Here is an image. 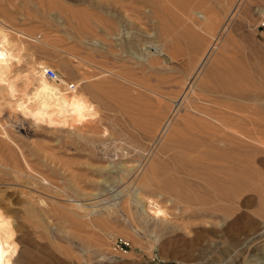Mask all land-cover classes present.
<instances>
[{
    "label": "rangeland",
    "instance_id": "obj_1",
    "mask_svg": "<svg viewBox=\"0 0 264 264\" xmlns=\"http://www.w3.org/2000/svg\"><path fill=\"white\" fill-rule=\"evenodd\" d=\"M0 33L19 57L17 85L45 67L61 89L88 78L76 95L93 114L59 126L0 111L13 264H264L263 147L246 150L240 219L197 220L166 191L198 153L187 140L199 117L182 100L224 104L212 88L238 84L254 108L243 115L264 117V0H0Z\"/></svg>",
    "mask_w": 264,
    "mask_h": 264
},
{
    "label": "bare ground",
    "instance_id": "obj_2",
    "mask_svg": "<svg viewBox=\"0 0 264 264\" xmlns=\"http://www.w3.org/2000/svg\"><path fill=\"white\" fill-rule=\"evenodd\" d=\"M4 47L10 50L9 43L0 33V111L2 109L9 110L10 113L21 111L24 116L32 119L36 124L49 125L56 120L59 126H66L72 117L93 115L86 107L84 99L76 95V87L84 82H89L88 78L79 77L75 82L76 86L72 83L74 85L72 89H68L67 84L64 85L66 88L61 89L63 88V82L59 81V77L56 81L47 80L44 74L40 73L38 76L31 74L27 79H20L17 85L15 82L17 75L14 77L16 71L13 69V62L19 57L11 55L9 52L5 53L3 51ZM208 49L202 53V57H206ZM49 82L55 84H49ZM218 85L220 84L216 86ZM237 86L239 85L233 86L232 84L231 86L228 83L227 86H222L223 88L221 89L218 87L220 90L212 88V95L225 100L224 104L213 101V99L207 100L203 96L206 99L204 100L201 96L192 93L191 98L182 100L183 102L186 101L185 107L181 102L178 105L179 108L182 107L187 117L192 115L199 117L194 118L192 126L193 128L195 127V130H199V133L197 135L194 134L195 136L192 139L187 140L190 145L192 144L191 147L198 146L196 147L197 150L194 149L195 147L190 148V150L194 149L199 154L195 151L197 155L193 156L191 155L192 150H187L188 152L190 151V156L185 155L186 158L184 157L180 161V166L175 170L179 175H176L178 178L173 177L170 172L167 173L170 175L168 179L173 178L169 186L167 185L166 191L181 198L180 202L184 206L182 208L187 214H192L197 220L213 219L216 213H220L225 217H235L234 219H240L245 216L244 210L241 209V203L243 201L242 193L248 182L245 159L246 150L258 152L262 147L264 148V117L253 116L248 118L243 115L254 108L250 109L253 105L245 106L244 101L249 98V93L247 94L245 91L242 93L241 90L246 88L240 89L241 87ZM200 91L203 92V88ZM196 101L209 104V106L205 105L204 107L196 108ZM234 101L239 102V104H232L231 102ZM15 106H18L20 110H17ZM164 107H166L165 110L168 109L167 105ZM161 114L159 116L161 118H158V120H163V114ZM166 116L164 117L165 119L167 118ZM190 119L189 121L191 122L192 119ZM157 126H154L155 129ZM159 127L162 126L159 124ZM157 129L159 128L157 127ZM186 130L190 131L188 128ZM189 134L186 136L187 139L190 136ZM183 138L186 140L185 134ZM200 145L202 147L201 150ZM202 175L205 176L204 179ZM181 203L180 205H182ZM231 205H235L236 214L232 211ZM153 207V213L164 218V210L156 204ZM10 226L9 221L0 213V264H13L12 257L15 256L17 250L12 237L14 234H12Z\"/></svg>",
    "mask_w": 264,
    "mask_h": 264
},
{
    "label": "built area",
    "instance_id": "obj_3",
    "mask_svg": "<svg viewBox=\"0 0 264 264\" xmlns=\"http://www.w3.org/2000/svg\"><path fill=\"white\" fill-rule=\"evenodd\" d=\"M43 74H44V76L46 77L47 80H52V81H56V80H58V75H57V73H56L55 70H54L53 68H51V67H45V68L43 69ZM73 86H74V85H73L71 82H69V83L67 84L68 89H72Z\"/></svg>",
    "mask_w": 264,
    "mask_h": 264
}]
</instances>
